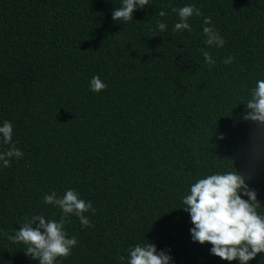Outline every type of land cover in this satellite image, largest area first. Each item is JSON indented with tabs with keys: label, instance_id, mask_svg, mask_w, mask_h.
I'll return each mask as SVG.
<instances>
[{
	"label": "trees",
	"instance_id": "16d2710c",
	"mask_svg": "<svg viewBox=\"0 0 264 264\" xmlns=\"http://www.w3.org/2000/svg\"><path fill=\"white\" fill-rule=\"evenodd\" d=\"M121 3L0 0V126L11 122L23 153L0 161V264H40L8 237L25 217L60 219L44 203L53 191L75 189L96 209L84 213L92 227L66 218L78 243L55 264H128L138 243L171 264H229L193 242L181 209L211 174L243 175L264 216V123L245 119L264 80V0H149L133 20L113 21ZM186 5L203 15L175 32L171 9ZM205 17L223 47L206 43ZM93 76L106 89L90 91ZM9 147L0 139V152ZM248 264H264V253Z\"/></svg>",
	"mask_w": 264,
	"mask_h": 264
},
{
	"label": "clouds",
	"instance_id": "9594fccd",
	"mask_svg": "<svg viewBox=\"0 0 264 264\" xmlns=\"http://www.w3.org/2000/svg\"><path fill=\"white\" fill-rule=\"evenodd\" d=\"M148 5L149 0H122L121 5L113 10L112 19L116 22H128L133 20L134 11ZM171 10L179 16V22L173 29L175 32L191 31L189 18L203 15L194 5L172 7ZM159 15L163 17L166 12L161 10ZM203 23V33L208 37L206 43L211 46L215 42L223 47L224 39L214 33L213 27L208 26L211 24V17H205ZM157 24L161 33L166 31L165 23L158 21ZM203 55L207 64L215 63L209 53L204 52ZM233 59L230 56L223 62L230 64ZM106 87L99 76L92 77L90 91L99 93ZM247 107L252 111L245 117L246 120L264 123V80L257 81L253 99L248 102ZM12 134L11 122L4 121L0 126V139L10 147L0 152L3 167H10L12 158L23 157V153L12 143ZM244 196L248 199L245 200ZM44 203L58 207L62 213L60 219L46 221L43 215H34L31 219L25 217L23 227L8 239L13 243L22 242L27 245L25 254L38 259L40 264H55L58 258L68 257L78 243L75 236L69 238L64 230L66 218L74 215L79 218L82 226L92 227L84 213L91 210L95 214L96 209L90 201L81 199L75 189L66 190L60 197H57L55 191L46 194ZM182 203L181 209L188 213L191 224L194 225L190 229L193 242L211 244V255L228 261L229 264L237 260L239 264H248L258 254L264 253V216L258 214L260 203L257 201V193L248 187L243 175L227 172L199 179L191 185L190 192L183 197ZM36 221H39V225L33 227ZM128 252V264H171L172 261V257L165 251L157 253L156 246L151 243H138L128 249ZM119 259L123 260L124 257L120 256Z\"/></svg>",
	"mask_w": 264,
	"mask_h": 264
}]
</instances>
